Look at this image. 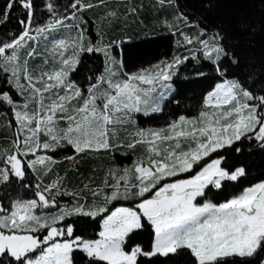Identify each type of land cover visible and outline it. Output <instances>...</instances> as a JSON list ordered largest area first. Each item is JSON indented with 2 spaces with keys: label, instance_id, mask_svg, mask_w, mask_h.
<instances>
[{
  "label": "snow or ice",
  "instance_id": "snow-or-ice-1",
  "mask_svg": "<svg viewBox=\"0 0 264 264\" xmlns=\"http://www.w3.org/2000/svg\"><path fill=\"white\" fill-rule=\"evenodd\" d=\"M193 7L0 0V264H264V61Z\"/></svg>",
  "mask_w": 264,
  "mask_h": 264
},
{
  "label": "trees",
  "instance_id": "trees-1",
  "mask_svg": "<svg viewBox=\"0 0 264 264\" xmlns=\"http://www.w3.org/2000/svg\"><path fill=\"white\" fill-rule=\"evenodd\" d=\"M145 4L150 3V0H143ZM187 3L193 5V11L199 14L206 15L210 21L225 23L230 27H235L237 24L243 23L248 26L245 33L247 37L243 41L244 54L256 62L264 61V0H186ZM205 5H211L210 8H205ZM144 24L149 28H155L160 31V24L154 18L151 10L145 13ZM132 27L138 31L133 23ZM167 42H161L158 46L152 49V55L164 56L169 52ZM199 87L189 93L190 96L196 97L195 100H189L191 111H195L196 102L199 99ZM170 117H161L157 121L150 122L149 126L163 125L165 119ZM5 121H0V145L11 135L10 131L4 128ZM245 159L250 166L252 176L264 174V153L254 152L251 156ZM95 166L93 162H81V170L86 171L89 167ZM182 264V261H178Z\"/></svg>",
  "mask_w": 264,
  "mask_h": 264
}]
</instances>
